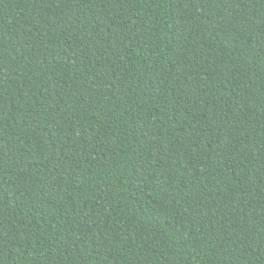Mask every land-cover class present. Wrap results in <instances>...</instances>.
<instances>
[{
  "label": "trees",
  "instance_id": "1",
  "mask_svg": "<svg viewBox=\"0 0 264 264\" xmlns=\"http://www.w3.org/2000/svg\"><path fill=\"white\" fill-rule=\"evenodd\" d=\"M0 264H264V0H0Z\"/></svg>",
  "mask_w": 264,
  "mask_h": 264
}]
</instances>
